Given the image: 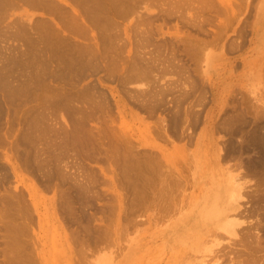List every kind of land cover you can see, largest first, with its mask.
Instances as JSON below:
<instances>
[{
  "label": "bare ground",
  "instance_id": "bare-ground-1",
  "mask_svg": "<svg viewBox=\"0 0 264 264\" xmlns=\"http://www.w3.org/2000/svg\"><path fill=\"white\" fill-rule=\"evenodd\" d=\"M60 1L64 2V0H0V41H4L2 42L4 44L6 41L11 40V39L17 40V42L21 41V44H22L21 46L24 47L23 49L21 48L22 50L17 51L18 53H12V51L17 47L19 49V47L21 46H17V47L14 46L15 48H12L13 44H10L7 46H2L0 48V49L2 48L10 49L11 48V52L9 53V55L7 54V56H4L3 52L0 53V151L2 150L0 152V160H4L10 164L12 171L14 172V175H16L17 170L19 171V169L22 168L25 172L30 173L33 176H36V178H39L41 185L43 184L45 188L51 189L52 187L54 191L53 195L55 196L54 198L59 199L62 202H64L67 208L65 209V211L68 210L67 212L71 213V216L73 219H76V216L78 218L83 217V213L85 212V209L90 208L91 211H89V214L91 216L87 212V215L89 216H86L87 218L85 216L84 217L86 218V220H91V222L92 220H94L95 222V219H97L96 221H98L99 219L101 220V216L104 213L103 210L108 209V212L110 213V210L113 211L112 209L114 207H117L118 212L119 211L122 212V211H125L126 208H128L130 205H133L135 201L143 202L145 200L143 199L144 196L145 197L152 196L153 198L152 200L159 204V205L154 204L155 206L154 211L158 210L159 208L162 211L168 212L169 209L171 208L170 206H173V208L170 210H173L174 215L176 214L179 215L178 221L176 220L173 223V225H176V227H179V228L180 227L182 228L183 226L188 225V222H190V217L192 216L193 213H191L187 217H184L186 213H183L182 207H175L174 209V206L176 205L175 202L174 204L172 203L173 205L171 204V201H172L171 192L172 191H170V186H169L170 182L167 179H171V178L177 179V178L174 176L172 177L173 174L171 175L168 172L169 175L167 174L168 178L166 179V176L164 174V171L166 169H164V162H163V160L165 161L164 151H161V152L158 151L160 153L158 152L154 153L151 151L149 152L148 150H142V149L137 150L135 149V145H133L129 141V139H127L126 137L124 138L123 136H121L122 137L121 138L120 137L121 134H119L120 130L116 127H112L113 122H114V120H112V117L110 118V116L108 115L109 116L108 119H111V121H107L108 120L106 119L107 114L103 117H100L102 115L98 113V111L102 112V110L107 106L110 100L107 99L109 96L108 95H107L108 97L105 96L106 94H104L105 92L103 93V90L101 91L102 93H100L99 91L100 89L97 90L98 85L95 87L94 86L95 82L93 83V81H91L93 83L92 85L93 87L88 86L87 84V86L84 85L86 87L83 88L82 87L83 85H82L80 88H77L80 90L77 91V89H74L76 91L72 92L70 88L73 89V85L74 83L76 84V82H72V83L70 82L72 87L70 86V88L68 89L67 87L63 86V83L62 84L60 83V85H62L61 87H59L60 85L59 86L57 85L58 86L57 87L56 85L52 83L51 84L54 86L48 85L49 83L46 84L47 82L45 83V81H48V80H45L47 79L45 77H48V79L52 78L50 81H53L54 78H59V80L63 79V82H64V79L67 78L69 82L71 80L70 79L71 76H73L76 72H78L79 74V72L81 73V71H83V68L85 69L88 67L95 68L94 65L98 66L99 61L103 62L107 66V68H109L110 71L112 70L111 72L109 71L107 74L111 76L109 80L113 78L112 77L113 66H115L113 64H116V63L119 64V61H120L119 66L122 65L121 69L124 68V71H125V72L122 71L123 77H121L122 81L124 82L129 81V80L134 82L142 78H147V79H144L143 82H145L146 80L147 84L149 83L151 84L153 79L151 80L149 78L151 81L149 82L148 72L151 74V71H152L151 75H153L154 73H156L155 72L156 70L154 71L155 68H160L163 71L167 70L169 67L176 68L175 70H177V73L179 69H183L181 68L183 67L182 65H184V68L186 67V69H188L187 67L189 66H185L184 64L185 62L181 64L182 62L180 61L181 59L179 60L181 67L180 65L178 66L172 65V62H173L172 59L176 57L175 56L177 52L176 49H178L177 44L175 45L176 49L170 48V46L167 47V45L173 42L171 41L168 44L163 38L162 39L166 42V44L162 41H160V43H156V42H159L158 39H160L161 36L159 38L157 37L158 38L157 39L153 37V34L154 32L155 34H157L156 33L157 30L159 34V31L162 29L163 24L167 20V18L170 19L174 15H179L178 17L180 19L185 18L187 20L186 17H188L189 13H186L187 15L186 16V15H183L185 13L181 14V12L183 11L184 8L188 10V7H191V5L194 2H196V0H174V2L171 0H69L72 4L70 5V8L67 6L64 7V4L62 3L61 5ZM210 1L198 0L196 3L198 4L199 2L198 6H196L195 4H194L195 7H193L194 5L192 6L193 9L198 8L196 9V11L198 10L199 12L202 13V15L198 14L202 17V20H201L202 22L208 20L207 17L209 16L207 14L206 15L207 17H205V14L208 13L209 10L207 12V10L205 11V9L207 7H208L207 9H209V7L213 5V3L212 4L209 3ZM207 2L211 5L207 4ZM23 3L27 4L28 6L34 7V8H43L44 10L48 9V11L50 9L51 12L49 13L53 15L55 19L54 21L55 25H53L51 21H48L49 18H47V20H45V18L39 21L37 20L38 22L32 23V24L29 23L30 25L22 24L21 22L22 25L19 27L17 25H14V23L9 24L7 22L8 20L5 21V19L7 18L6 13L8 9L15 8L18 5L23 4ZM190 3L192 4L190 5ZM150 7L155 8L157 10V13H154V14L151 13L152 16L154 17H152L151 14L147 13V10H149ZM213 9H215V6H212L210 10L212 11ZM255 11H256L255 28H256V34H257V43L264 44V0H258ZM133 12L137 13V15L136 14L134 15ZM176 12H179L181 15L176 14ZM197 12L195 13L197 14ZM128 13L129 14L132 13L133 16H135L133 18H135L136 20L133 19L134 22L133 21L131 22L132 23V26H130L131 28L128 27V25H125L123 27L124 33L122 36L121 35L122 33L120 31L121 30L120 25L122 24H119V22L120 20L124 21V19L129 15ZM195 13H193V16L192 15L191 16L194 17ZM198 15H196V18L198 17ZM128 17L126 19H129ZM192 17L190 19H192ZM199 17L197 19H199ZM196 18L195 17L193 18L195 19L194 21H196ZM157 19L158 20L161 19V21L159 20L156 22L155 20ZM200 19L197 20L196 22L200 21ZM186 20L183 22H186ZM200 22L196 23L199 29L201 28V26H203L201 25L202 22L201 23ZM133 23L135 25H133ZM192 23L195 24V22L193 21ZM179 25L178 24L175 25L174 33L176 35L174 37L181 38L178 41H180L181 45H183L182 46L183 49L181 48L182 50L181 49L180 50L183 51V53L185 52L188 55V57H190L189 55L193 56L194 54V53L191 54V52H194V50L198 49V51L196 50L195 52V54L198 55L199 54L198 52H200V50H202L203 47L206 45L202 47L198 46L200 49L199 48L195 49V47L197 46V44L198 45L200 44L202 45V43L205 44V42L202 41L204 40V38L202 39L200 36L198 37V35L190 33V31L189 32L185 31L186 29L185 30L181 29L185 33L183 31H180L179 29L183 27L179 28ZM164 27H166V25ZM220 27L222 29V26ZM12 28L13 29L15 28V30L12 31ZM131 30H132V34L130 33ZM204 30H201L202 33ZM164 33L165 32L163 29V34ZM169 34L170 33L168 32L167 35ZM72 35H76L78 36V38L83 37L84 39V37H87L89 39L86 38L87 40H85L84 45L82 44L83 42L81 43L80 41V45H79V44H75V42L73 43V40L69 41V38H70L69 36H72ZM124 35L126 38H129L130 41H131L130 39L131 35H133L134 38L132 40L136 39V42H137L136 43L134 41L137 44V45L136 44L133 45L134 48L136 46L135 50L132 48L133 49L132 51H134L137 54H134V52H133L134 55L128 54V56L131 55L130 56L131 58L128 57V59L129 58L132 59L131 60L132 62L129 60L130 62L126 63L128 65L124 64L127 61H125L124 63L123 62L121 63V59L124 57V55H126L124 53V55L122 56L121 49L123 46L127 47L125 45L126 40L124 39L125 42L124 40L122 41V38L124 37ZM165 35H164V38H165ZM153 38L157 40L155 41ZM151 40H154L155 42L153 41V43H156V45L153 44L154 49L150 47L148 48V45L150 46L152 45ZM166 40L168 41V39ZM86 41H88L89 43H87ZM201 41L202 43H200ZM122 42L124 43V45ZM134 42L132 44H134ZM0 45H1V42H0ZM119 52L122 57L121 59H120V54H117ZM123 52H125L124 49H123ZM140 53L142 55L144 53V57H141ZM208 59H209V56H208ZM125 60L127 59L125 58ZM100 66H103V65H100ZM106 66H103V68ZM119 66L117 65L116 67L119 68ZM90 68L88 70H90ZM107 68H105L106 71H107ZM105 69H104V73H105ZM88 70L86 72L89 73ZM98 70L100 69L98 68ZM90 71H91L90 73L93 74L95 71L97 72V69L94 72L92 70ZM118 72L120 73V71ZM167 72H171V71H165L163 75H160L161 78ZM180 72L181 71H179V73ZM263 72H264V69H263ZM70 73H71V76H70ZM179 73L178 75H180L182 72L180 74ZM186 73H187V70L185 74ZM190 73L191 71H189L188 75H190ZM78 74H75V75L78 76ZM151 75L149 77H151ZM156 75L159 76V74H156ZM156 75L155 77H158ZM262 75H264V73ZM102 76L104 77V75ZM190 76L188 77L190 78ZM74 77L75 76H73V79ZM155 77L153 75V77L151 78H155ZM82 78L81 79L78 78L77 81L79 79L82 80ZM100 78L102 77L100 76ZM114 78L116 80V77ZM180 78L182 79V76ZM186 78L187 76H185V79ZM104 79L108 80V77L106 76L104 77ZM190 79H189V82L193 83L191 82L193 78L191 80ZM57 80L58 79L56 80L54 79L53 83L55 81L57 82ZM71 81H76V80H71ZM102 81L104 80L102 79ZM117 81L119 80H116V82ZM122 81L120 80L119 83L121 84ZM185 81H187V79ZM139 82H142V81H139ZM70 83L69 84L66 83V84L70 85ZM119 83L118 85H120ZM129 83L131 82L129 81ZM156 83L159 84V81ZM193 84L195 85V83ZM263 84L261 86L263 88V89L261 88V91L264 90ZM126 85L124 83V86ZM160 85L161 84L156 85L157 89ZM194 85H191L192 86L191 90L193 89ZM144 86H147V85H144ZM150 86H153L151 88V91H152L155 85H150ZM163 87L162 89L164 90L165 87L164 88ZM39 88H43V90L40 91V93L43 91L41 94H38V92H36V90ZM256 88H257V91H259L258 87ZM121 89H123V87H121ZM126 89L128 90L127 87ZM135 89L136 88L132 90L134 93L136 92L135 93L136 95H134V93L131 92L133 94V96L132 94L130 95L132 96L131 99L133 100V98H135L134 102H136V104H138L139 107L144 106L146 110H148L146 112H149V114L150 113L153 114L154 107L158 104V102H155L157 104L154 106L155 103L153 102V99L151 98L153 96H149L151 95L150 94L151 91H149L150 89L144 88L145 89L144 91H143V88L136 89V90ZM162 89L160 86L159 92L161 90L160 93L164 95L163 94L164 91ZM170 89L172 88L170 87ZM124 90L125 89H123V92ZM132 90L130 89L127 92L130 93V91ZM261 91L256 92L253 90V88L252 89L248 88L246 91L244 90V93H242V96H241L243 99L240 97L241 94L238 96V98L242 100L237 99L235 96V98L232 100L233 103L228 104V106L230 105L229 108L227 107L228 111L225 108V103H223L224 98L226 99V95L222 93L223 95L222 99L220 98L221 97L220 95L218 94H217L218 96L214 95L215 104L217 102V105L219 107L224 106V110L227 111L226 116L221 118L222 119L221 121L219 119L220 123H218L219 121L215 123L213 122V120H215L216 118L215 116L218 113L217 106H215L216 107L215 109L214 108L212 109L213 113L211 111L210 113L208 112V115L210 114V116L212 115L213 117L210 124L214 123L213 125L214 128L218 126L217 128L223 131L226 136L224 139H222L220 146L216 147V151L217 149L221 151L216 156H217L218 164L221 165V163L223 162V164H226L227 166L225 168L227 169L226 172L229 174L228 176H226L227 182L233 184L235 190L237 189L236 191H233V192H236L239 196L241 194L242 196H245V197L246 195L247 196L249 195L247 192H246L247 194H245V191H244L246 187L245 184L249 182L245 180L247 176L255 177L254 184L257 185L256 186L257 190H260V192L254 190L253 188H255V186L251 188L252 191L254 190V193L258 192L257 196L259 199L258 198L256 199L259 201L255 200L258 203L255 209L257 210V213H260L258 211L262 210L261 211L262 215L257 214V217L260 216V220H257L255 224L253 223L255 219L254 221L252 220L253 221L252 223L251 221H249L248 222L249 225L248 226L246 225L247 228L245 229V231L244 229L242 232L238 230L241 232L239 233L240 236L238 235L237 237L238 239L234 238L235 240L234 239H233L234 241L232 240L234 243L239 242L238 243L239 246L238 245L232 246L233 243L230 245L231 248L229 249V251H232L231 254L233 255H231L230 253H226V254H229L227 256H229V259L233 264H264V93ZM34 92H36V95L34 94ZM152 92L155 93V91H152ZM166 92H168V88L166 89ZM178 93L181 95L180 91H178ZM157 94L155 95L158 96ZM179 94L178 96H180ZM184 94L183 95L185 97L183 95L181 96L186 98L187 90H186V93L184 91ZM123 95H125V93ZM162 95H160V97ZM113 97L115 99L114 100L115 103H118V104L120 103V99L123 100L121 97L120 99L119 97L117 99L116 96H113ZM160 97H158L159 100L163 96L161 98ZM156 98L155 100L157 101L158 99ZM176 102H178L177 99H176ZM225 102L227 103L226 100ZM174 105L177 106L175 102H174ZM182 105L177 106V108L180 106L182 107ZM212 105H214V103ZM190 107L191 106H189V109L184 110V113L181 117L183 119L185 118L184 121L187 120L188 116H191V115L192 117L194 116V113L192 110H190ZM169 110L167 112H169ZM171 110L169 113L170 115H172L171 117H173V114L177 113L178 109L175 110L176 112L172 111L173 114L171 113ZM223 111L221 113H223ZM107 112H110V111H107ZM151 114L150 116H152ZM166 116H167V113H166ZM160 117L159 119L164 120L163 116L161 118ZM176 117L178 118V114ZM192 117H189L191 118V121L194 118ZM197 117H198V114H197ZM197 117H195V119ZM159 119H158V124L161 126V124L159 123ZM170 120L172 119L170 118ZM170 120L168 119L169 122ZM176 120L174 119L171 122H174L176 125ZM178 121H180V119ZM165 122H167L166 118H165ZM196 122H198V120ZM196 122L194 124H196ZM188 123H190V121H188L187 124ZM118 124L120 125V123ZM171 124L173 125V123H170L168 125H171ZM190 126L191 125H189L188 127L192 128L194 125L192 127ZM158 127H156L157 129L154 127V129H156L157 131L161 130V129H158ZM181 127H184V126H181ZM185 127H186V124H185ZM162 129L164 128L162 127ZM170 129L172 130L173 128H170ZM216 130L218 131V129ZM172 131L174 132V129ZM191 132H194V131L191 130ZM169 133L167 131L166 134H169ZM238 135H239V140H237L238 138H236ZM184 136L186 135L184 134ZM234 136L236 140L234 139ZM164 137L162 133L161 138L165 139ZM173 138L176 139V137H173ZM179 138H182L183 140L184 137L181 136ZM192 138H193V135H192ZM190 140L192 139L190 138L189 142ZM187 144H185V146ZM184 155H185V152H184ZM232 160H234V162ZM230 161H232L233 163L231 164ZM1 163L2 162H0V164ZM227 163H229L230 166L233 165L234 167H236V169L238 168V170L239 168H242L245 171L242 170L241 172H246V174L237 173V171L235 174H232V172L230 173L229 168H231L232 166L230 167ZM2 171L3 172L1 173H4V172L7 173L5 169H3ZM174 173L176 174V172ZM240 174H244V176ZM1 176H3V174ZM4 178L6 179V177ZM6 180H4L3 177L2 178L0 177V184L5 185ZM177 181L175 182L176 187L178 186L177 184H179L177 183ZM171 186H172V183H171ZM2 188L4 189L3 186ZM128 189H130L132 193L127 192ZM107 191H111L112 193L114 192L115 198L112 197V199H110L111 197L109 196H114V195L107 196L108 195V193L106 194ZM252 191L249 193H252ZM111 192L109 193L111 194ZM126 192L130 193V196L132 194V197H129L130 199H125L126 196L124 197V195H126ZM21 196L22 194L19 192L18 194L15 193L14 191L7 193L6 190L2 194H0V235H1L0 245L2 244V246H0V264H41V259L38 257L40 256L39 251H36V248L32 244L30 245H32L33 247L32 246L30 247L29 239H27L28 240L27 241L26 240L27 237H25V235L27 236V231H28V227L30 223L28 221L29 220L31 221V217L28 216L29 213L27 214L28 212L27 206L25 205L24 201L21 200ZM251 196L253 198L255 195L254 196L251 195ZM123 198L125 200H123ZM132 198L133 200H131ZM103 199H105L104 200L105 202H103ZM114 199H116L117 201H115ZM108 200H112V202L109 201L110 203L107 202L109 204L106 205V201ZM123 201L124 202L126 201L125 204L128 201L129 202L128 205L124 206L125 204H123ZM251 201H253V199H251ZM255 201H253V203ZM114 202H117V203L115 204ZM213 202H212V205H214L215 209L212 206L210 207V205L207 207L205 206L201 208L200 212L198 213V215H200L201 217L197 216V219L194 221V223L187 228L188 230L193 232L191 237L188 240L189 244L190 243L194 244L196 239H198V237L202 234V233L200 234L201 231H197V230H199L202 225L208 224V221H210L211 219L210 216H217L218 214L220 215L222 214V212H219V209L217 208L218 207L217 200H214ZM98 203H100L99 204L100 206L96 207L95 204H98ZM57 205H58V208H60L59 206L61 205L59 204ZM252 207L253 206H251V208ZM60 211L62 213L64 212V210L62 211V209ZM245 211L248 212V210H245ZM105 212H107V210ZM242 212L240 211V213ZM73 215H76L75 218ZM68 216L69 215H67V217ZM252 216H254V214ZM68 219L69 218H67V220ZM70 221H72L71 218H70ZM63 222H65V220ZM69 222L68 223L65 222V223L69 224ZM78 222H75V223H78ZM89 222L90 221H86L85 225L80 224L81 232L83 233V234L81 233L82 237L80 235L79 237L81 238L79 237H76V239L74 238L75 241L77 239L78 241L81 240L82 245H84L85 246L84 248L86 249L90 248L89 247L90 243L96 244L98 240L99 241L103 240V237L105 238V236H107L109 232V230L104 227L103 230H100L103 233L100 234L98 231V228H95L96 226L92 227L94 226L92 224H91L92 226H90ZM215 223L217 225H226V223H221V220H219L218 218H216ZM64 228H66V226ZM104 229L105 231L108 230V232H105ZM260 230L262 231L261 233H260ZM62 231L64 230L62 229ZM65 231L67 233V229H65ZM74 232L71 233V231H69L70 234H73V237L79 235V234L74 235ZM64 234L62 235V238L64 237L67 238V236ZM73 237L71 236V238ZM64 239L63 241L65 242L68 241ZM203 242L204 241H202V244ZM97 244L94 247H97L98 246ZM71 245H66V246L67 247L70 246L68 248V251L69 253L72 254L74 250ZM198 245L191 246V248L193 249H190L189 247L188 248L189 251L192 250L196 252V249H197L196 247ZM79 251H80V247H79ZM86 251H88V249ZM217 252H218V249H217ZM214 255L218 256L217 253H215ZM105 262L106 261H104L103 264H105Z\"/></svg>",
  "mask_w": 264,
  "mask_h": 264
},
{
  "label": "rangeland",
  "instance_id": "rangeland-1",
  "mask_svg": "<svg viewBox=\"0 0 264 264\" xmlns=\"http://www.w3.org/2000/svg\"><path fill=\"white\" fill-rule=\"evenodd\" d=\"M171 1L174 2V0H171ZM197 1L198 0H196V2H194L193 4L190 3V5L191 4L192 5H191V7H188V10L186 8H184L182 12L180 11L181 14L185 13L183 15H186V13H189L188 17H186L187 15L185 16L187 18V20L185 18L180 19L178 17L179 15H174L170 19L167 18V20L168 19L169 20L168 21L166 20L167 23L165 21L163 24V27L165 25H166V27L167 26H169V27H167V28L162 27V29L160 30L161 32L159 31V34H158V30L156 32L157 34H155V32L153 34L154 38H157V37L159 38L161 36L160 39L157 38L159 42H156V43H160V41H162L165 44H166V42L169 44L172 41L173 43H170L171 45L169 44V45H167V47L170 46V48H174V49H176L175 45L177 44L178 49H176L177 50L176 54L174 53L176 56L175 57L176 59L172 57L173 58L172 59L173 60L172 65H174V66L180 65V67H181V64H183L185 62L184 63L185 66H189V67H187L189 69L188 70V69H186V67L184 68V65H182L183 67H181V68H183V69H179V71H181L182 73L180 72L181 73L180 74L178 71V73L180 75H178L177 70H175L176 68L169 67L167 70H164V71L161 70L160 68H155L154 71L156 70L155 71L156 73H154V71H153L154 77L156 74H159V76L163 75L165 73V71H171V72H167L164 76H162V78H161V76L159 77L158 75H156L158 77L151 78V77H153V75H151L152 71H151V74L148 72V79L149 78L151 80L153 79L152 82L149 79V82H151V84L150 83L147 84L146 80H145V82H143L144 79H147V78H142L143 80L140 79V80H137L134 82L129 80L131 83H129V81L124 82L121 79V77H123L122 71H124V68L121 69L122 65L119 66L120 65V61H119V64H117V63L116 64L119 66L120 70H119V68L116 67L117 66L116 64H113L115 66H113L112 77L113 78L116 77V80H119V81L121 80L123 84L122 83L120 84L119 81L116 82L115 78L114 79L112 78L111 80H109L111 77L110 75H107L108 72L110 71L109 68H107V66L103 62L99 61L100 63L98 62V66L94 65L95 68H92V67L91 68L88 67L86 69L83 68V71H81L82 74L80 72H79V74H78V72H76L75 74H78V76L74 74L73 75V76H75L74 79L70 73V76H71L70 79L76 80V81H71L69 79L70 81L68 82V79L66 78V79H64V82H63V79L59 80V78H54L55 80L58 79L59 81H61V80L62 81L59 82L57 80V82L55 81L53 83L54 79H53V81H50L52 78L48 79V77H45V78H47L45 80H48V81H45V83L47 82L46 84L49 83L48 85L54 84L56 86L57 85L59 86L60 83L61 84L63 83V86L67 87L68 89L70 88V86L72 87V85H71L72 82H76V84L74 83V85L75 86L77 85V86L75 87L73 85V89L70 88V90H72V92L76 91L74 89L80 88L82 85H83L82 86L83 88H85L87 86V84H88V86L93 87L92 85L95 82L96 85L94 84V86L96 87L98 85L97 90L100 89L99 90L100 93H102L101 91L103 90V93L105 92L104 94H106L105 96H107V95L109 96V97L107 96L108 97L107 99L110 100L106 106L107 108L105 107L102 110L103 113L98 111V113L100 115H102L100 117H103L106 114H107L106 119H108L109 116H110V118L112 117V120H114L112 127L118 128L120 130L119 134H121L120 137L123 136L124 138L126 137L127 139H129V141L133 145H135V149H137V150H141V149L142 150H148L149 152L151 151L154 153L158 152V151H160V152L164 151V156L166 158L164 157L165 161L163 160V162H164V169H166L165 170L166 172L164 171L166 179L168 178V176H167L168 172L171 175L173 174L172 177L174 176L177 178V179H172L171 177H169L172 180L167 179L170 182V184H169L170 191H172L171 192L172 198L170 197L172 199L171 204L172 203L174 204V202H175L176 205L174 206V209H175V207H182L183 213H186V215H184V217H187L191 213H193L192 216L190 217V222H192V223L188 222V225H185L182 228L181 227L179 228V227H176V225H173V223L176 220L178 221V217H179V215H177V214L174 215L173 210H170L173 208V206H170L171 208L169 209L168 212L162 211L159 208H158V210L154 211V209H155L154 204H156V205H159V204L152 200L153 199L152 196H147V197L144 196L143 199H145V200L143 202H136L135 201L133 205H130L128 208H126L125 211H122V212L121 211L118 212L117 207H114L112 209L113 211H111L109 209L110 213L108 212V209H106L108 213L105 212L106 210H103L104 213L101 216V220L99 219L98 221H96L97 219H95V222H94V220H92V222H91V220H86V218H87L86 216L90 215L89 214V211H91L90 208L85 209L84 213L86 215L83 213V217L78 218L76 215H73L74 218L76 216V219H73L71 216V213H68L67 212L68 210L65 211V209H67V208H66L64 202H62L59 199L54 198L55 196L53 195L54 191H53L52 187H51V189L45 188V186H43V184L41 185L39 178H36V176H33L32 174L25 172L22 168H20L19 171L17 170L16 175H14V172L12 171L10 164L4 160H0V162L5 163V165H4V163L0 164L1 165L0 177L1 178L3 177L4 180L7 179L5 185L0 184V194H2L5 190L7 191V193L14 191L17 194H18V192L22 194L21 200L24 201L25 205L27 206V210H28L27 214L29 213L30 215L28 214V216L31 217V221L30 220L28 221L30 223H29V227H28V231H27V236L25 235V237H27L26 240L29 239V242H30V243L28 242L29 245L32 244L36 248V251H39V254L41 257L40 256H38V257L41 259V264H98V262H99V264H101V263L103 264L104 261H106L105 264H231L232 262L230 261L229 256H227L229 254H226V253H230V254L232 253V251H229V249L231 248L230 245L232 243H233L232 246L233 245L239 246V244H238L239 242H237V243L233 242L235 240L234 238H237L238 235L240 236L239 233H241L243 231V229L245 231V229L247 228L246 225L247 226L249 225V223H248L249 221H251V223H252L255 219V221L253 222L255 224V222L257 220H260L259 215L261 214L262 210L258 211L260 213H257V210L255 209L256 205L258 204L256 201H259L256 199V198H258L257 193L260 192V190H257V188H256L257 185L254 184L255 177L247 176L245 179V180H247V182L248 181L249 182L245 184L246 187H245L244 191H245V194L248 193L250 196L246 195V197H245V196H242V194L239 196L236 192H233V191H236L237 189L235 190L233 184L227 182L226 176L229 175L226 172L227 169H225L227 166H226V164H223V162L221 163V165L218 164L217 163V156H216L218 153L221 152L218 149L216 151V147L220 146L222 139H224L226 136H225L223 131H221L219 128H217L218 126L216 128H214V126H213L215 122L219 121V119L221 121L222 120L221 118L226 116V112L228 111V108L230 106V105L228 106V104L233 103L232 100L235 98V96L237 99H240V98H238V96L241 94L240 95V97H241L242 93H244V90L246 91L248 88H251V89L253 88L254 91L260 92L261 88H262L261 86L264 83V81H263L264 75H262L264 73L263 72V69H264V44H258L257 43V34H256V28H255V23H256V16H255L256 11L255 10H256V5L258 3V0H211L212 2L210 0H207V1H210L209 3H211V4L213 3L212 6H215V9H213L211 11L210 9L212 8V6L209 7V9H207L208 7L205 9V11L207 10V12L209 10L208 13L204 12V13H206L205 17H207L206 16L207 14L209 17H207L208 20L204 21V22L201 21L202 17L200 15H198V14L202 15V13L199 12L198 10L197 11L199 13L196 11V9H198V8H196V9L192 8V6L194 4L196 6H198L199 2H198V4H196ZM61 3L64 4V7L67 6L69 8H70V5H72L69 0H64V2L60 1V4ZM203 3H204V1H203ZM209 3L207 2V4H209ZM205 4H206V2H205ZM211 4H209V5H211ZM195 5L193 7H195ZM136 8H134V9H136ZM49 12H51L50 9L48 11V9L44 10L43 8H34V7L28 6L27 4L23 3V4L18 5L15 8H12V9L9 8L7 13H6L7 18L5 19V21L8 20L7 22L9 24L14 23V25H17L19 27L22 24L30 25L32 23L38 22L41 19L45 18V20H47V18H49L48 21H51L53 23V25H55L54 24L55 19H54L53 15ZM195 12H197V14ZM133 13H134V15L135 14L137 15V13H135V12H133ZM147 13L154 14V13H157V10L155 8L150 7V9L147 10ZM193 13H195V15H194L195 18H196V15H198V17L200 16L199 19L201 18L200 21L202 23L200 21H198V22H200L201 25H203V26H201V28H203V29H201V28L200 29L204 30V28H205V30H206V31L204 30L203 33L199 29V27L196 25V23H198L196 21L199 19H197L198 18L197 17L196 21H194L195 19H193L194 17H192ZM152 14H151V16H152ZM176 14H180V13L176 12ZM128 16L127 17L129 19H126L127 18L126 17L125 18L126 20L125 19H124V21L120 20V22H119V24H122V25H120V29H121L120 31L122 33L121 34L122 36L124 33L123 27L125 25H128V27L132 26L131 22L132 21L134 22V20H136L135 18H133L135 16H133L132 13L129 14ZM190 16L192 17V19H190L191 18ZM152 17H154V16H152ZM11 19H12V21H11ZM159 20L161 21V19H159ZM159 20L157 19L155 21L157 22ZM185 20H186V22H183ZM191 20L193 22H195V24H193ZM15 21H17V22H15ZM21 22H22V24H21ZM175 23L178 25L181 24V25H179V28L183 27V28L179 29L180 31H183L181 29H184V30L186 29L185 31H188V32L190 31V33L198 35V37L200 36L202 39L204 38V40H202V41H204L205 44L202 43V41H201L200 43H202V45L199 43L200 45L197 44V46L195 47V49H196V48H199V47L206 45L203 47L202 50H200V52H198L199 53L198 55L195 54L196 50L198 51V49L194 50V52H191V54L194 53L193 54L194 57L191 55H189L190 57H188V55L185 52L183 53V51H181L183 49V47H182L183 45H181V42L178 41L181 38L177 37L178 38L177 39L176 37H174L176 35L174 33L175 32V25H176ZM184 23H186V24H184ZM133 25H135V24L133 23ZM194 25H196L198 28ZM220 26H222L223 30L221 29ZM163 29L165 32L164 34H163ZM13 30H15V28L14 29L12 28V31ZM168 32L170 33L169 35H167ZM205 32H206V34H205ZM130 33L132 34V30L130 31ZM161 33L163 34V36ZM133 35H131V38H130L131 41L129 40V38H126L125 35L122 38V41L124 39L126 40L125 45L127 47L123 46L124 48L122 47L121 53H122V56L124 55V53L126 55H124V57L122 58L120 52L117 53V54H120V59L122 58L124 60L123 61L121 59V63L122 62L124 63L125 61H127L124 63L125 65H128L126 63H129L132 60V59H130L131 58L130 56L134 52L132 50L133 49L135 50V48H136V46H135V48L133 46L137 43L136 39L132 40L134 38ZM164 35H165V38H164ZM69 37H68L69 41L73 40V43L75 42V44H79V45H80V41H81V43L83 42L82 44L84 45L85 40L89 39L87 37H84V39H83V37L78 38V36H76V35H72ZM162 38L165 39L166 42ZM206 38H207V40H206ZM74 39H75V41H74ZM157 39H154V40L156 41ZM166 39H168V41ZM125 40H124V42H125ZM154 40H151L152 45L151 46L148 45V48L150 47V48L154 49V45H156V43H153ZM132 41L133 42L135 41L136 43L134 42V44H132L133 43ZM0 42H1L0 48L2 46H7L10 44H13L12 48H15L17 46L22 45L21 41L17 42V40H12V39L6 41L4 44L2 43L4 41H0ZM86 42L89 43L88 41H86ZM123 45H124V43H123ZM173 46H175V47H173ZM21 48L23 49L24 47L21 46V47H19V49L17 47L12 51V53H18L17 51L22 50ZM2 49H0L1 50L0 53L3 52L4 56H7V54L9 55V53L11 52V48L10 49L4 48L5 50L4 49L2 50ZM123 49L125 50V52H123ZM146 49H147V47H146ZM127 51H129V52H127ZM4 52H6V53H4ZM128 54H131V55L128 56ZM134 54H137V53L134 52ZM140 55H141V57H144V53H143V55L140 53ZM196 56H197V58H196ZM208 56H209V59H208ZM128 57H130V58L128 59ZM125 58L127 60H125ZM179 60L182 61L181 64H180ZM100 65H103L106 67L103 68V66H100ZM89 68L93 72L97 69V72L95 71L94 73L92 72L93 74H91L90 73L91 71L88 70ZM98 68L100 70H98ZM105 68H107V71ZM104 69H105V73H104ZM87 70L89 71L90 74L88 72H86ZM186 70H187V73H186L187 75L185 74ZM118 71H120V73ZM159 71H160V73H159ZM183 71H185V72H183ZM189 71H191L192 74L190 73V75L192 77L190 75H188ZM83 72H85V73H83ZM102 75H104V77L107 76L108 80L104 79V77ZM150 75H151V77H149ZM100 76L102 78H100ZM181 76H182V79L180 78ZM185 76H187V78H186L187 81H185L186 80ZM188 76H190L191 79L193 78V80L191 82L195 83V85L193 83L189 82L190 78ZM261 76H263V77H261ZM76 77H78L80 79L82 77L83 78H82V80L79 79L78 81H80V82H78L77 81L78 78H76ZM117 77H118V79H117ZM119 77H120V79H119ZM102 79L104 81H102ZM183 79H185V80H183ZM65 81L68 84L71 82L70 85L66 84ZM91 81H93V83ZM139 81H142V82H139ZM158 81H159V84H161L160 85L161 89H162L163 85L165 87V88L163 87L164 90L162 89L164 91V93H163L164 95H162L160 93L161 90L159 92L160 86L157 89L156 85H159V84H157L156 82H158ZM118 83L126 91L124 90V92H123V89H121V87H120V85H118ZM124 83H125V85L127 83V85L124 86ZM64 84H66V85H64ZM190 84L194 85L192 90H191L192 86ZM54 85H52V86H54ZM84 85H86V86H84ZM144 85H147L148 87L144 86ZM150 85H155L154 89H152V91H155V93L151 91V88L153 86H150ZM61 86L62 85H60L59 87H61ZM263 86H264V84H263ZM126 87L128 88V90L126 89ZM170 87L174 90L170 89ZM256 87H258L259 91H257ZM134 88H136V89L143 88V91L145 90L144 88L150 89L149 91H151V93L150 92L149 93L151 95H149V96H153L151 98L153 99L154 103L158 102V104L157 103L154 104V106L156 104L157 105L154 107L153 114L150 113L152 116H150L149 112H146L148 110H146V108L144 106H143L144 108L139 107L138 104H136V102H134L135 98H133V100L131 99V97L133 96V94L131 92H133ZM167 88H168V92H166ZM130 89L131 90L133 89V90L130 91V93L127 92ZM37 90H36V92H38V94H41L43 92L42 91L40 93V91L43 90V88H39ZM78 90H80V89H77V91ZM120 90H122V91H120ZM177 90L180 91V93L183 91L181 93V95L184 94V91L186 93V90H187V95H186L187 97L184 98L185 94L183 95L184 97L181 96ZM203 90H204V92H203ZM156 91L158 92V94ZM36 92H34L35 95H36ZM112 92L114 95L112 94ZM165 92H166V94H165ZM261 92L264 93V90H262ZM124 93L126 96L123 95ZM135 93H134V95H136ZM177 93L181 97L178 96ZM188 93H190V94H188ZM222 93H224L226 95V99L224 98L223 103H225V108L227 109V111L224 110V106L219 107L217 105V102L215 104L214 95L216 96L218 94L221 96L220 98L222 99V96H223ZM131 94H132V96H130ZM155 94H157L158 96H156ZM160 95H162L163 97L161 96L162 97L161 98ZM113 96H116L117 99H118V97H119V99L121 97L123 100L120 99L119 104L115 103V101H114L115 99ZM129 96H130V98H129ZM158 97H160L162 99V101H161V99L159 100ZM155 98L158 100L156 101ZM130 99L134 103H132ZM163 99H164V101H163ZM176 99L179 102V104H178V102H176ZM242 99H240V100H242ZM225 100L227 101V103L225 102ZM159 101L161 102V104ZM164 102H166L167 104ZM174 102L176 105L178 104L177 106L182 105V104L183 105H182V107L180 106L177 108V106L174 105ZM213 103H214V105H212ZM31 104H32V102H31ZM161 105H162V107H161ZM189 106H191L190 110H192L194 113V116H193L194 118L191 115V116H188L186 121H184L185 118L183 119L181 117L184 113V110L189 109ZM215 106H217V110H218L217 115L218 114L219 115L218 116L216 115L215 120H213L214 123L210 124L213 117H212V115L210 116V114L208 115V112L209 113H210V111L212 112V109L216 108ZM164 107H166V108H164ZM182 108H184V109H182ZM221 108H222V110H221ZM169 109L170 110L172 109L171 110L172 114L177 109H178L177 110L178 112L174 113L173 117H171L172 115H170ZM168 110H169V112H167ZM182 110H183V112H182ZM104 111H106V112L110 111L111 113L110 112L106 113ZM222 111L225 114L221 113ZM119 112H121V113H119ZM166 113H167V116H166ZM177 114H178V118L180 119V121H178L179 119L176 117ZM197 114H198V117H197ZM160 116L161 117L163 116L164 120L159 119ZM174 116H175V118H174ZM164 117L166 118L167 122H165ZM189 117L193 118L192 121H191V118H189ZM195 117H197L198 119L197 118L195 119ZM170 118L172 120H170ZM173 118L175 120L177 118L176 125L174 122H171L174 120ZM158 119H159V123L161 124V126L165 130L162 129V127L158 124ZM168 119L170 120V122L168 121ZM194 119L196 121L198 120V122H196ZM107 121H111V119H108ZM188 121H190V123L187 124ZM220 121L218 123H220ZM191 122H193V123H191ZM195 122H196V124H194ZM118 123H120V125ZM170 123H173V125L171 124L173 127L171 125H168ZM177 123L178 124L180 123V124L178 125ZM181 123H182V125H181ZM185 124H186V127L189 129L190 132H191V130L194 131V132H191L192 134L185 127ZM180 125L184 126V127H181ZM189 125H191L190 127H192L193 125L195 127L193 126L192 127L193 129H192V128L188 127ZM178 126H180V127H178ZM154 127L155 128L158 127V129H161V130H158L160 132H158L156 130L157 128L154 129ZM170 128H173L174 132L172 131L173 129L171 130ZM182 128H184V129L186 128L187 130L185 129V131H184V129H182ZM177 129H179V130H177ZM216 129H218V131ZM166 130L168 131V133L170 132L169 134L171 136L174 133L173 136L171 137L169 134H166L167 133ZM161 131L163 133V137L165 136L164 138L166 140L161 138V136H162ZM182 131H184V132H182ZM176 134H178V135H176ZM184 134L186 136H184ZM187 135L189 138L187 137ZM192 135H193V138H192ZM177 136H178V138H177ZM181 136L184 137L183 140H182V138H179ZM173 137H176V139H178V140L174 139ZM187 138H188V140H187ZM190 138L192 139V140H190L191 143L189 142ZM236 138H238L237 140H239V135ZM236 138L234 136L235 140H236ZM186 141H187V143L189 142L190 144L189 143L187 144ZM184 142H185V144H187L186 146H185ZM163 148H165V149H163ZM160 152H158V153H160ZM184 152H185V155H184ZM171 153H173V154H171ZM232 161L234 162V160H232ZM232 161H230L231 164L233 163ZM227 164L230 166L229 163H227ZM231 166H230L231 168L234 167L233 165H231ZM2 167H3V169H5V171H7V173L6 172L1 173V172H3ZM231 168H229V171H230V173L232 172V174H235L236 171H237V173L246 174V172H241L243 170L242 168H239V170H238V168L236 169V167H234L233 169L235 171ZM233 171H234V173H233ZM243 171H245V170H243ZM174 172H176V174ZM2 174H3V176H1ZM244 174H240V175L244 176ZM4 177H6V179ZM178 177H180V178H178ZM243 178H245V177H243ZM175 180L176 181L178 180L177 183L180 184V185L177 184L178 185L177 187L175 186V184H176ZM171 183H172L173 188L174 187H176V188L173 189L171 186ZM2 186L4 187V189L2 188ZM254 186H255V188H253ZM251 188H253L254 190H256L258 192L254 193V190L252 191ZM130 189H128L129 191L127 190V192H131ZM175 189H176V191H175ZM242 190H243V188H242ZM251 191L253 194L249 193ZM109 192H111V191L106 192V194L108 193L107 196L114 195V192L113 193L111 192V194ZM127 192H126V195H124V197L126 196L125 199H130L129 197H132V194L130 196V193H127ZM231 195L233 198L231 197ZM251 195H253V196L255 195V196L252 198ZM109 197H111L110 199H112V197L115 198V195L109 196ZM245 198H246V200H245ZM125 199L123 198V200H125ZM251 199H253V201L256 200L255 201L256 203L254 202L255 203L254 204L253 201H251ZM104 200L105 199H103V202H105ZM114 200L117 201L116 199H114ZM131 200H133V198ZM214 200H217V202H218L217 208L219 209V212H222V214L221 215L218 214L217 216H210L211 219H210V221H208V224L202 225L200 227V229L197 230V231H201L200 234L201 233L202 234L198 237V239H196L194 244H192V243L189 244L188 240L191 237L193 232L188 230L187 228L194 223V221L197 219V216L201 217L200 215H198L201 208H203L205 206L207 207L209 205H210V207L212 206L214 208V205H212V202ZM247 200H249V201H247ZM109 201L112 202V200H108V201H106V205H108L110 203ZM107 202H109V203H107ZM125 202L123 201V204H125ZM114 203L116 204L117 202H114ZM128 203L129 202L127 201V203L124 206L128 205ZM57 204L61 205V206H59L60 208H58ZM99 204L100 203L95 204V206L98 207V206H100ZM101 206H102V204H101ZM251 206H253V207L255 206V207L254 208L252 207L253 208L252 209ZM59 209L60 210L62 209V211L64 210V212L62 213ZM250 209H251V211H250ZM245 210H248V212H246ZM240 211L241 212L243 211V212L240 213ZM87 212L89 215H87ZM162 212L164 213V215ZM238 212H239V214H238ZM246 213H247V215L248 214L249 215L247 216ZM252 213L254 214V216H252L253 215ZM76 214H77V212H76ZM257 214H259L258 215L259 217H257ZM67 215H69L70 217L69 216L67 217ZM212 215H214V214H212ZM67 218H69V219L67 220ZM70 218L72 221H70ZM80 218H81V220H80ZM216 218L221 220V223H226V225H217L215 223ZM64 220L66 223H68L70 221L69 224H66L65 222H63ZM76 220L80 221L81 223L76 221ZM86 221H90L89 222L90 226H92V225H94L92 227L96 226L95 228H98V231L100 234L103 233L100 230H103L104 227L109 230V232H108V230L105 231V229H104L105 232H108L107 236H105V238L103 237V240L97 241V243L100 242L99 244L96 243L98 245L97 247H94V246H96V244L90 243L89 247L92 250L90 248H87L88 251H86L87 249L84 248L85 247L84 245H82L81 240L78 241V239H77L75 241L76 237H79L80 235L82 237L83 233L81 232V225L80 224L85 225ZM75 222H78L79 224L75 223ZM82 222H84V223H82ZM246 222H247V224H246ZM62 225L64 227L66 226V228H64ZM70 225H72V226H70ZM99 226L101 229L99 228ZM72 228H73V230H72ZM62 229L64 231H62ZM65 229H67V233H66ZM76 230H78V231H76ZM238 230H240L241 232ZM69 231H71V233L76 231V232H74V235L75 234H79V235L73 237V234H70ZM261 232L262 231L260 230V233ZM63 234L66 235L67 238L64 236L63 237L65 239L62 238ZM71 236L73 238H71ZM81 237H79V238H81ZM0 239H1V237H0ZM63 239L66 241L68 240L70 242H68V241L65 242V241H63ZM202 241H204L203 244H202ZM64 242L67 244H65ZM32 245H30V247ZM61 245L64 248H62ZM66 245L72 246V248L74 250V252L72 254L69 253V251H68V248L70 246L67 247ZM194 245L195 246L198 245L196 247L197 248L196 252H194L192 250L189 251L188 248L190 247V249H193V248H191V246H194ZM0 246H2V244ZM79 247H80V251H79ZM76 248H78V249H76ZM212 249H214V250H212ZM217 249H218V252H217ZM82 250H84V251H82ZM62 251H63V253H62ZM215 253H217L218 256L217 255L215 256L214 255ZM231 255H233V254H231ZM39 258H38V260H39ZM217 258H218V260H217ZM183 259H184V261H183ZM215 259H216V261H215Z\"/></svg>",
  "mask_w": 264,
  "mask_h": 264
}]
</instances>
